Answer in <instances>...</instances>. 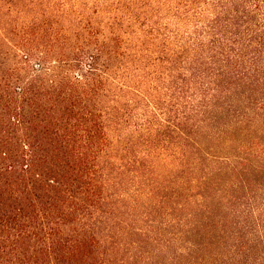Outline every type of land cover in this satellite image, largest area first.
I'll return each instance as SVG.
<instances>
[{
	"label": "trees",
	"instance_id": "1",
	"mask_svg": "<svg viewBox=\"0 0 264 264\" xmlns=\"http://www.w3.org/2000/svg\"><path fill=\"white\" fill-rule=\"evenodd\" d=\"M0 264H264V0H0Z\"/></svg>",
	"mask_w": 264,
	"mask_h": 264
}]
</instances>
